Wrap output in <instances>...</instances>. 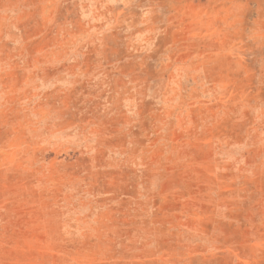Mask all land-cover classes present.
I'll return each mask as SVG.
<instances>
[{
  "label": "rangeland",
  "instance_id": "1",
  "mask_svg": "<svg viewBox=\"0 0 264 264\" xmlns=\"http://www.w3.org/2000/svg\"><path fill=\"white\" fill-rule=\"evenodd\" d=\"M0 264H264V0H0Z\"/></svg>",
  "mask_w": 264,
  "mask_h": 264
}]
</instances>
